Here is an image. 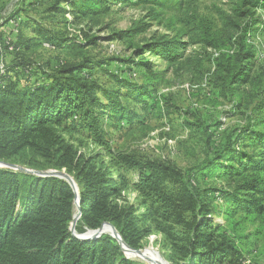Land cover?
<instances>
[{
  "label": "rangeland",
  "instance_id": "374dc122",
  "mask_svg": "<svg viewBox=\"0 0 264 264\" xmlns=\"http://www.w3.org/2000/svg\"><path fill=\"white\" fill-rule=\"evenodd\" d=\"M11 17L33 40L23 48L28 58L48 66L59 60L91 65L101 88L97 116L106 145L81 126L62 133L77 156L91 157L113 177L109 152L174 165L211 193L210 225L240 249L241 264H264V196L243 187L255 180L264 188V144L250 135L264 132V0H0V21L6 20L0 37H15ZM240 35L242 54L235 43ZM162 42L174 50L158 47ZM236 133L239 143L222 149ZM121 174L131 185L115 198L133 204L139 229L147 230L137 236L138 249L152 247L168 258L170 241L147 214L150 199L138 185L139 173L122 167ZM251 198L256 202L246 211Z\"/></svg>",
  "mask_w": 264,
  "mask_h": 264
},
{
  "label": "trees",
  "instance_id": "16d2710c",
  "mask_svg": "<svg viewBox=\"0 0 264 264\" xmlns=\"http://www.w3.org/2000/svg\"><path fill=\"white\" fill-rule=\"evenodd\" d=\"M13 19L9 21L15 23V37H0V161L25 165L32 171L68 168L81 209L76 221L79 226L74 231L83 234V228L93 230L108 222L133 249H138L137 236L145 235L147 230L139 229L134 205L119 203L115 193L131 185L121 174L122 167L137 171L138 185L150 199L147 205L146 199L142 204L155 227L170 241L172 253L163 257L168 264H241L240 249L210 225L211 193L200 189L188 174L183 175L180 169L161 160L109 152L117 168L113 177L106 167L95 166L91 157L76 155L61 134L79 126L93 142L106 145L97 116L101 88L92 77L91 65L59 60L50 67L28 58L23 48L33 40L23 36L20 21ZM5 21L0 23L4 25ZM235 43L237 53L242 54L241 35ZM44 45L56 47L49 41L41 42ZM158 47L168 53L174 50L169 42ZM130 66L127 63L124 74L131 73ZM108 73L116 79H126L121 77L122 72ZM238 133L234 138L230 136L222 149L238 144ZM250 135L264 144V132ZM252 165L262 168L259 161H252ZM244 186L251 188L252 194L264 196V188L255 180L244 182ZM74 198L73 189L64 179L0 167V264H132L108 233L93 239L71 234ZM251 201L246 211H251L256 202Z\"/></svg>",
  "mask_w": 264,
  "mask_h": 264
},
{
  "label": "water",
  "instance_id": "95a60500",
  "mask_svg": "<svg viewBox=\"0 0 264 264\" xmlns=\"http://www.w3.org/2000/svg\"><path fill=\"white\" fill-rule=\"evenodd\" d=\"M0 167H4V168H11V169H15V170H21V171H24V172H29V173H34L38 176H44V177H48V176H53V177H58V178H61V179H64L66 180L70 187L73 189L74 193H75V198H74V201L76 202L77 201V204L80 202V199H79V195H78V191H77V186L75 184V182L73 181V179L67 174V173H64V172H61V171H32V170H29V169H26V168H23V167H19L17 165H14V164H8V163H5V162H2L0 161ZM80 212H81V209H80V206L78 204V217L77 219L80 217ZM76 221L72 220L70 221L69 223V230L71 232V234L73 236H75L76 238H79V239H93V238H96V237H99L102 233H106V231H103L102 230V227L105 225V226H108L110 227L111 229V232L108 233L110 234V236H112L113 238H115L117 240V242L119 243L120 245V248L122 249V252H124L125 249H128L130 251H137L139 249H133V248H130L128 247L120 238L118 232L116 231V229L111 225L109 224L108 222H104L103 225L96 229V230H87L85 233L83 234H77L75 231H74V228H75V223ZM126 253L124 252V255ZM126 257V255H125Z\"/></svg>",
  "mask_w": 264,
  "mask_h": 264
},
{
  "label": "bare ground",
  "instance_id": "6f19581e",
  "mask_svg": "<svg viewBox=\"0 0 264 264\" xmlns=\"http://www.w3.org/2000/svg\"><path fill=\"white\" fill-rule=\"evenodd\" d=\"M78 204L77 201H74L72 218L75 221L78 220ZM102 230L106 231V233L111 232L110 227L105 225L102 227ZM124 252L126 253L125 255L127 258L144 260L147 264H168L161 255L154 251L152 247H145L137 251H130L128 249H125Z\"/></svg>",
  "mask_w": 264,
  "mask_h": 264
}]
</instances>
